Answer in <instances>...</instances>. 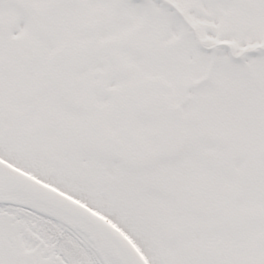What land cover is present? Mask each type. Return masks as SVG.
<instances>
[{
	"label": "snow or ice",
	"instance_id": "1",
	"mask_svg": "<svg viewBox=\"0 0 264 264\" xmlns=\"http://www.w3.org/2000/svg\"><path fill=\"white\" fill-rule=\"evenodd\" d=\"M0 264H264V0H0Z\"/></svg>",
	"mask_w": 264,
	"mask_h": 264
}]
</instances>
